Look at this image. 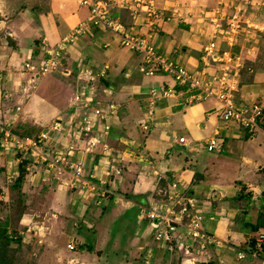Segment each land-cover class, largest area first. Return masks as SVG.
Segmentation results:
<instances>
[{"label":"crops","instance_id":"obj_1","mask_svg":"<svg viewBox=\"0 0 264 264\" xmlns=\"http://www.w3.org/2000/svg\"><path fill=\"white\" fill-rule=\"evenodd\" d=\"M166 4L167 7L162 6V20L156 21L154 28L144 20L134 22L132 14L126 10H121L118 16L125 26L135 25V32L149 36L160 54L192 74L214 73V69H206L203 59L205 46L215 38L213 28L199 13L193 16L186 13L190 7L202 9L204 0H167ZM88 17L89 10L82 6V0H0V113L3 117L7 118L21 105L23 116L19 122L38 125L40 134L55 124L63 128L66 125L70 131L82 113L77 106L79 96L105 109L112 105L118 108L116 116L110 119L112 128L105 141L109 150L103 154L107 157L98 149L92 153L82 147L74 149L71 161L83 164V179L93 185L91 192L86 194L85 184L70 176L60 181L37 174L23 180L20 190L23 194L29 190L35 192L32 186L43 183L42 193L48 189L44 183L53 179L57 183L51 194L44 193L42 209L27 208L23 209L24 214L17 215L18 224L12 230L21 243L16 244V249L25 248L28 238L36 237L33 248L41 251L37 264H60L61 256L68 253L66 248L58 246L63 235L71 237L68 243L75 247L78 239L86 248L94 243L86 226L74 219L81 215L86 221L97 211L103 213V218L123 216L122 222L132 217L135 232L136 226L142 224L143 210L160 198V191L177 180L180 190L187 189L200 201L205 230L221 241V245L209 248L207 253L186 254L183 251L191 255L184 264H264V244L262 249L257 245L264 235L263 119L255 134L236 123H223L217 100L205 99L190 104L191 93L187 88L179 86L169 75L147 77L141 72L140 55L122 47L121 40L112 32L95 28L88 29L69 47L63 68L42 77L30 94L25 64L30 59L34 65L40 63L45 57L41 49L44 42L48 48L56 47ZM248 19L254 26L253 19ZM249 32L235 36L232 45L218 37L220 50L233 54L241 64H245L244 57L250 62L259 61L264 34L261 39V35L256 37L252 30ZM84 65L98 70L108 67L107 78L88 83L84 76L80 77V67ZM250 71L249 80L242 81L243 75L239 79V89L234 95L238 105L256 100L264 102V66L259 69L254 64ZM153 90L160 96L150 116ZM166 92L172 93L164 95ZM145 126L149 128L145 130ZM56 133L60 136L63 132ZM215 137L220 139L222 149L210 153L203 145ZM181 138H185L186 144L180 142ZM10 160L0 158V167L9 165ZM2 172L0 194L6 186L14 193L8 180L1 177ZM10 191L9 195L0 196L1 202L6 204L11 199ZM23 197V200L28 199ZM105 202L106 207L95 208ZM29 215L38 220H30L29 224L26 222ZM11 222L10 219L5 222L8 232ZM149 228L144 233L151 230ZM138 230L137 235H140L142 227ZM144 237L141 234L135 243ZM144 245L137 247L139 252ZM168 249L166 255L170 254ZM81 252L70 250V254L79 257L72 261L89 264L90 258L86 259ZM243 252H246L245 258L239 259Z\"/></svg>","mask_w":264,"mask_h":264},{"label":"built area","instance_id":"obj_2","mask_svg":"<svg viewBox=\"0 0 264 264\" xmlns=\"http://www.w3.org/2000/svg\"><path fill=\"white\" fill-rule=\"evenodd\" d=\"M139 0H82V6L89 10V17L85 22H82L72 34L64 38L55 48H48L46 42L42 50L45 57L34 65L31 61L25 64L26 70L32 74L31 85L36 89L42 77L49 74L57 73L63 68V61L66 52L76 40L84 34L88 29H104L112 32L121 40L122 47L138 54L142 58L141 72L147 77H153L158 74H165L171 76L175 82L182 87L187 88L191 93L190 104L199 102L208 98H213L220 104L219 115L223 123H236L241 128L247 130L251 134H255L260 127V122L264 116V105L253 104L250 106H237L234 101V95L239 89L240 67L241 60L233 56V54L221 51L217 37H215L205 48L203 59L206 64V69H214V73L192 74L184 67L171 59L166 58L160 54L151 38L146 34L135 32V25L127 27L122 22L118 13L121 10L129 11L132 14L133 20H138L141 17L139 13L141 8L146 10V22L153 28L156 26V21L162 20L163 12L160 11L153 2H148L141 7ZM140 8V10H139ZM235 30L232 31L234 33ZM229 34V33H228ZM231 38V40H230ZM229 41L234 39L230 36ZM233 38V39H232ZM233 42V41H232ZM94 68L91 65H84L80 67V77L84 76L88 83L94 82L97 78L106 79L108 67L102 69ZM1 80V76H0ZM159 92L153 90L149 108L151 109L150 116H152L153 108L156 106V98L160 96ZM172 92L163 93L164 95ZM77 99V106L81 108L82 113L78 116V123H73L72 139H82V136L89 137L86 147V152H91L97 144H104V150L108 153V147L105 145L106 139L109 137L112 125L110 119L116 116L117 107L112 105L110 108H103L100 105L93 104L90 99L84 96H79ZM16 113L10 112L7 123H3L7 118L0 113V149L4 146V141L10 145H14V149H22L24 144L32 142L38 150L42 148L45 154L42 155L43 163H65L74 149L65 145L64 147L50 146L46 148L48 143L52 142L48 132H42L35 140L26 138L24 142L22 139L16 137L15 127L20 118L16 115L22 112V107H16ZM12 113V114H11ZM2 116V117H1ZM145 130L149 127L145 126ZM53 131L61 132V126L55 124ZM72 135V134H71ZM49 137V138H48ZM56 140V139H54ZM180 142L186 144L185 138H181ZM81 143V142H79ZM53 144V143H52ZM45 145V146H43ZM5 147V146H4ZM35 147V146H34ZM203 148L212 153L222 149V144L218 137L212 138L203 145ZM29 152L30 148H24ZM7 151V150H5ZM67 169L74 170V180L83 184H89L84 180V170L78 165L68 163ZM49 165V164H48ZM16 176H9L7 179L10 184H13ZM93 177V176H89ZM160 198L145 210L144 217L148 219L153 226L155 234V241L173 244L177 243L178 248L186 254L193 252L203 253L207 252L209 248L221 245V241L214 235L207 232L204 228V214L201 211L200 201L191 195L187 189L180 190V183L176 180L169 184L166 190L160 191ZM264 244V235L258 241V248L262 249ZM73 243L69 244V250H74ZM154 249L147 247L142 258V264H151ZM245 258L244 253L239 254V259Z\"/></svg>","mask_w":264,"mask_h":264},{"label":"rangeland","instance_id":"obj_3","mask_svg":"<svg viewBox=\"0 0 264 264\" xmlns=\"http://www.w3.org/2000/svg\"><path fill=\"white\" fill-rule=\"evenodd\" d=\"M139 1H140L139 3L141 4V7L148 4V2H153L156 5V7L163 13H164L163 7L164 6L167 7V4H166L167 0L166 1L165 0H139ZM170 1L180 2L182 0H170ZM193 1H197V0H193ZM178 4L180 5V3ZM204 4L205 6L202 9L199 10L194 7H190L189 12L186 11V13L190 16H193L195 15V12H196V13H199L200 16L204 17V22L207 23L209 27L213 28L215 37L223 38L227 41L229 45H232L234 42L233 41L234 39L232 38L233 42L231 41L230 43L229 41L230 36L233 35L235 38V36L237 37V35L239 36L247 35L250 33L249 31L252 30L253 34L254 33L256 34V37L261 35V39H262V34H264V0H204ZM181 8H182V5L180 9ZM142 10L143 9L141 8V12L139 13L141 17L138 18V20L146 21L145 17L147 15L146 13H144L146 10H144L143 12ZM248 18H250V21L253 19L252 21L253 23H255L254 26L253 24H250L248 22L249 20ZM133 21L136 22V20H133ZM233 30H235L234 33H232ZM50 47L55 48L53 46H50ZM42 48L43 46H41V49ZM262 52L263 53L261 57L259 58V61L256 60L255 62L254 61L250 62L249 60L246 59L247 57L246 58L244 57L245 64L244 63L241 64L243 67H240L239 69L240 77L241 75H243V79L241 77L242 81L246 82L247 80H249V77L251 75L250 69H253L254 64H256V67H259V69L264 66V58H263L264 45L262 47ZM31 60L32 59H30L29 61ZM242 72H244V74ZM28 76H29L28 81L30 85L29 92L31 94V92L35 91V89H33L32 85L30 84L32 81V74L29 73ZM96 80H99V78H97ZM208 99H213V98H208ZM253 104L264 105V102L261 100H256L254 103H248L246 105L250 106ZM236 105L241 106L238 104ZM15 111H16V108L13 109L11 112L16 113ZM16 116L18 118H21L23 116V112L18 113ZM9 118H7L3 123H7V120ZM262 122L264 124V116H263ZM28 124H29V127H34L36 131L38 130V127H37L38 125H34L32 123H28ZM53 126L51 125L50 127L45 129L46 132L50 134V137L53 138L52 142L48 143L49 146L47 147L45 145L43 146H45L46 148L50 146L64 147V144H65V145H69L70 147L69 150H71V148L80 149L82 147V149L83 150L85 149L86 151V148H87L86 146L89 145L87 143L89 137L82 136V139H78V141L81 142L79 143L76 140L72 139V136H73L72 130L69 131V129L66 128V125L64 126V128L61 126V131L63 133L60 136L58 133H56L57 131H53V128H52ZM238 126L240 127V125ZM66 130H68L69 132L67 133ZM14 135L22 139L24 142L26 141V137H21L16 132ZM38 137L39 136H37L36 138L34 137H30V138L35 140ZM0 141H2V139ZM4 146H2L3 147L2 149H0V158H5V159L11 158V160L9 161V165L4 166L3 168L0 167V171H3L1 173V177L3 179L4 178L8 179L10 175L11 176L19 175L21 170L25 169V171L27 172V176H35L37 174L38 175L43 174L44 176H48L46 178L52 179L54 177L60 181H64L69 176L71 177V179H74V173H73L74 170L70 169V167L69 169H67L68 168L67 165H69L68 163L74 164L76 166L78 165L79 167L83 168V164L81 162L75 164L73 161H71L72 157L75 156V150L69 155L71 156V158L70 159L67 158L68 160L64 164L57 163V160H56L54 163H48L49 165L48 164L46 165V163H43L42 161V159H44L42 155L45 154V150H43L42 148L38 150L36 148L38 146L35 144L34 145L35 147H34L32 145V142L30 143L26 141L22 149H19V148L14 149L15 148L14 145H10L9 143L7 144L5 141H4ZM25 147H27L28 149L30 148L29 152L24 150ZM94 150L95 151L97 150L98 152L100 150L102 156L104 157L108 156V155L106 156L105 154H103L105 152L104 144H100V143L97 144L92 149V152ZM88 153H91V152H88ZM82 170H84V168ZM53 180H56V179H53ZM53 180L51 182L44 183V184H47L46 188L48 189L43 190L42 193L40 192L42 191L43 183H41L37 187L32 186V188L36 189L35 192L30 191L29 190L30 187L28 185L27 188L29 191L25 192L24 194L21 193V191L17 189H13L14 193H11L10 188L7 186L5 187L6 191L4 190V193L9 195V191H10L11 199H8L6 203L8 207L5 206L6 204L4 201L3 202L0 201V224H5V222L9 219L10 221H12L9 227L10 232H8V234L11 235L12 238L15 239L17 237L13 232V230L15 229V226H17L18 224L16 222L17 215L21 213L24 214L23 209L25 210L27 208L42 209V205H43L42 198H43L44 193L45 195L51 194V190L55 187L54 184L57 183L56 182L57 180L56 181H53ZM90 186L92 187L93 185H91L90 183L85 184L84 187L87 188L86 194L88 192H91L92 189ZM81 189L84 191L83 188ZM1 190L2 189H0V191ZM4 193L2 192L0 196L2 195L5 196ZM26 194H30V196ZM23 196L25 197L27 196L28 199L23 200L25 199ZM45 198L46 197L44 196V199ZM11 203H13L12 206H11ZM106 205H107L106 202L101 203L100 206L95 205V208L100 207L101 209L102 206L106 207ZM101 214L103 213L97 211L96 215L91 214V218L86 219V221L84 220V218H82L81 215H79V217H75L74 219L75 222L77 223L81 222L82 224L86 226V230H88V233H89V238L93 239L92 242L94 241V243L91 244V247L93 249V251L91 252L88 251L89 247L87 246L86 248V245L83 244L81 239H78L75 243L76 244L75 249L79 252L83 251L81 252L82 253L81 255L82 256L84 255L86 259L90 258L89 264H106L108 262L110 264H142V258L144 256V253L147 247L154 249V252H153L154 261L152 260L151 264H184V262L186 261V258L191 256V255L184 254L183 251H181L178 248L176 242L173 244H167V243L155 241L156 232L153 231L154 229L152 230L153 228L152 223L148 219H145L146 217H144V215L146 213L142 212L143 215L140 216L141 218L140 222L142 224L141 225L138 224L136 226L135 232L133 230L134 229L133 224H131L130 227L124 228V222H122L123 216H114V217L107 216L103 218L104 215H101ZM33 217H30V215L26 216V219L28 220V221L26 220V222H29V224H31L30 220L35 221V222L36 220H38V217L36 216H33ZM139 226L142 227L141 234H143L146 238L144 237V239H141L140 242L137 240L138 242L135 243V239L141 235V234L137 235V233L139 232L138 230ZM147 227H150L151 230H147L149 231V233L147 231H145L144 233V230H146ZM91 229L95 231V234L91 231ZM46 235L47 234L45 233L44 239ZM62 237L64 238L62 239L61 242H59L58 246L66 248L65 250H67L66 252L68 253L65 254L64 256H61L60 258L61 261L59 263L60 264H79L77 262L75 263V261H72L74 259H78L79 257L76 255L73 256L72 254H70L68 240L71 237L69 236L67 237L64 235ZM151 238H152V242L149 243ZM35 240H37L36 237H29L27 242L24 243L25 248L22 247L21 250L16 249L17 247L16 244L12 245V248H13L12 251L14 254L13 258L14 260H16V264H37V259L40 256L39 254L40 249L38 250L36 248L35 249L33 248L35 243H37L35 242ZM145 241L146 243H144ZM141 245H144V247H142L139 252L138 250L139 248L137 247ZM166 248H169L168 249L170 252L169 255H166V252H167L165 251ZM207 252H203V253H207ZM243 253L246 256V252H243ZM195 254H197V252H195ZM196 264H206V263L197 262Z\"/></svg>","mask_w":264,"mask_h":264},{"label":"trees","instance_id":"obj_4","mask_svg":"<svg viewBox=\"0 0 264 264\" xmlns=\"http://www.w3.org/2000/svg\"><path fill=\"white\" fill-rule=\"evenodd\" d=\"M34 127H29L28 123L19 122L15 128V132L21 137H34L39 136L38 130L34 131ZM25 168V167H24ZM27 177V172L25 169L21 170L20 174L17 175L15 181L12 185L13 189L21 190L23 180ZM131 199L136 200L133 196H130ZM138 202V201H137ZM150 204V202H149ZM124 228L130 227L131 224L134 225L132 217H127L124 219ZM126 223V224H125ZM8 226L6 224H0V264H16V260H14V254L12 251L13 244H20V238H12L11 235L8 234ZM14 234L17 236V233L14 231ZM262 235V234H260ZM263 236V235H262ZM17 239V240H16ZM252 245H254V249L257 248L255 240H253ZM89 249H92L89 248Z\"/></svg>","mask_w":264,"mask_h":264}]
</instances>
